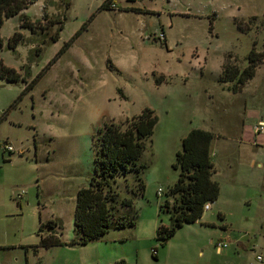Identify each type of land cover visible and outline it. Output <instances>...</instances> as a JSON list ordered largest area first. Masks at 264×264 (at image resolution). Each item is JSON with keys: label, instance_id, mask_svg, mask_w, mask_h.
I'll return each instance as SVG.
<instances>
[{"label": "rangeland", "instance_id": "374dc122", "mask_svg": "<svg viewBox=\"0 0 264 264\" xmlns=\"http://www.w3.org/2000/svg\"><path fill=\"white\" fill-rule=\"evenodd\" d=\"M103 1L34 0L0 26V60L20 76L0 79V264H262L264 132L253 127L264 120V59L235 93L220 75L227 62L244 68L251 47L264 50V0ZM144 107L157 119L137 160L143 192L115 213L133 225L69 244L76 192L92 174L91 134ZM194 127L214 134L219 194L157 240L175 151ZM115 182L127 197L134 174ZM59 231L65 244L39 246V233ZM219 239L228 246L217 253Z\"/></svg>", "mask_w": 264, "mask_h": 264}, {"label": "trees", "instance_id": "16d2710c", "mask_svg": "<svg viewBox=\"0 0 264 264\" xmlns=\"http://www.w3.org/2000/svg\"><path fill=\"white\" fill-rule=\"evenodd\" d=\"M34 0H0V26L5 18L19 13ZM111 0H105L102 8H111ZM131 10L139 8L130 7ZM20 40L19 33H13L8 46L14 47ZM66 49V45L61 52ZM264 59V50L257 52L253 47L247 54V65L241 70L234 64L224 63L221 79L232 81L230 90L235 93L254 75L256 66ZM19 74L0 60V79L17 81ZM33 82L29 84V88ZM153 111L144 107L141 111L119 122L105 121L90 136L92 151V174L87 185L80 186L76 192L73 210L74 237L69 244H85L105 234L110 226L121 228L133 225V220L116 215L117 204L130 206L132 196L142 195L143 183L139 172L144 167L137 160L149 141L156 122ZM213 132L194 127L181 138L180 149L175 151L172 168L178 174L168 187L167 195L160 209L169 213L168 226L160 225L156 229V239L166 240L185 222H194L203 213L205 203L214 202L219 194V184L212 178L214 164L211 157ZM134 174V182L126 188L129 196L119 198L116 178ZM48 226L61 229L56 220H49ZM42 224L39 226L41 229ZM60 231L43 236L39 233V246L49 248L65 244L59 238ZM111 264H126L119 259Z\"/></svg>", "mask_w": 264, "mask_h": 264}, {"label": "built area", "instance_id": "2783aa9c", "mask_svg": "<svg viewBox=\"0 0 264 264\" xmlns=\"http://www.w3.org/2000/svg\"><path fill=\"white\" fill-rule=\"evenodd\" d=\"M111 7H113V3L111 4ZM161 36H163V35L161 34ZM253 131H254V133L264 132V120L259 119L257 121L256 125H254ZM5 147H6V149L11 150V146L6 145ZM157 194L161 195V189L157 190ZM208 209H209V203H205L203 205V211L208 210ZM213 246H214L216 252L220 253L224 248H226L228 246V241L225 239H219V240H216L213 242ZM256 259L258 261H261V262L263 261V257L259 254L256 255Z\"/></svg>", "mask_w": 264, "mask_h": 264}, {"label": "crops", "instance_id": "0c3cea01", "mask_svg": "<svg viewBox=\"0 0 264 264\" xmlns=\"http://www.w3.org/2000/svg\"><path fill=\"white\" fill-rule=\"evenodd\" d=\"M214 171H216V170H214ZM215 173V172H214ZM212 178H213V175H212ZM214 179V178H213ZM215 180V179H214ZM217 181V180H216ZM216 201V200H215ZM215 201L214 202H212V203H215ZM210 208V207H209ZM218 214H220V215H222L220 212H218ZM222 217V216H221ZM263 261H264V258H263ZM263 261H262V264H264L263 263Z\"/></svg>", "mask_w": 264, "mask_h": 264}]
</instances>
